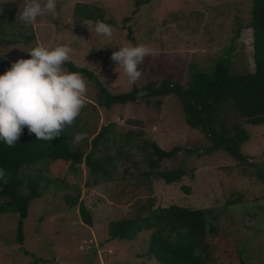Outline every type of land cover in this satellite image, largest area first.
Instances as JSON below:
<instances>
[{
  "label": "rangeland",
  "instance_id": "rangeland-1",
  "mask_svg": "<svg viewBox=\"0 0 264 264\" xmlns=\"http://www.w3.org/2000/svg\"><path fill=\"white\" fill-rule=\"evenodd\" d=\"M23 2L0 0V22L5 32L1 59L13 63L30 58L26 51L37 45L54 48L69 44L73 49L70 61L94 71L102 83L100 86L91 75L82 74L88 81L85 99L95 103L87 104L81 112V125L91 130L84 141L85 154L90 152L92 138L100 128L114 122L118 137L125 139L130 129L143 130L145 138L155 140L166 150L183 147L175 157L160 161L157 170L182 166L187 174L171 184L153 177L151 193L143 184L142 194L121 203L117 193L125 170L136 175L150 169L143 150L133 148L131 158L114 161L107 178L96 176L85 160L74 169L70 162H54L48 175L78 184L79 201L91 213L93 225L82 221L79 203L73 208L64 201V194L72 190L52 182L30 204L23 241L18 240L19 214L0 213V264H29L37 257L44 259L38 264H162L146 253L149 232L134 240L112 239L108 232L110 221L130 216L135 212L131 204L138 206L151 195L156 197L155 206L176 203L202 209L208 227L213 223L218 228L215 241L231 237L247 264H264V181L257 174V170L264 172V123L250 124L228 111L226 129L240 122L250 135L241 147L249 163H242L223 149L208 151L212 140L201 128L187 124L175 94L162 97L159 106L157 97L150 103L140 100L116 103L110 108L97 104L103 89L121 94L168 78L187 84L195 71L212 70L225 58L231 72L253 71V35L249 27L253 0H57L59 15L45 13L28 26L17 19ZM78 4L88 5L95 15L100 12L105 23L112 26L113 35H98L93 18L79 22ZM136 44L150 46L155 54L145 57L140 65L142 78L131 84L123 69L115 71L117 65L111 55L119 47ZM9 69L0 64V75ZM64 69L69 71L68 66ZM110 153L117 154V148ZM216 244L215 255L222 258L228 254L222 243Z\"/></svg>",
  "mask_w": 264,
  "mask_h": 264
},
{
  "label": "trees",
  "instance_id": "trees-1",
  "mask_svg": "<svg viewBox=\"0 0 264 264\" xmlns=\"http://www.w3.org/2000/svg\"><path fill=\"white\" fill-rule=\"evenodd\" d=\"M77 10L76 14L81 16L78 21L81 23L85 18L106 22L100 12L95 15V11L88 5L78 4ZM249 27L252 28L253 35L255 63L253 71L231 72L229 61L225 58L212 70L195 71L187 84L168 78L135 86L131 91L121 94L107 92L101 88L104 93L99 95L97 104L110 108L116 103L126 104L140 100L150 103L153 97H157L156 104L159 106L162 104V97L175 94L181 101L187 124L201 128L212 140V146L208 151L223 149L240 162L249 163L248 156L241 150L242 145L250 137L247 129L240 122L234 123L232 128L228 129L225 124L227 113L231 110L247 123L254 125L264 123V0H253ZM4 34L0 22V46L4 42ZM0 64L8 68L12 65L1 57ZM64 66H68L69 72L91 75V79L102 86L94 71L79 67L72 61L66 62ZM140 92L145 94L141 96ZM90 103L95 105L94 102L86 101V104ZM81 119L80 115L72 126L67 127L61 136L52 141L37 140L35 134H29L27 127L14 147L9 148L0 141V168L6 171L8 181L4 183L0 180V213L19 214L18 240H24V223L29 214L30 204L34 199L41 197L52 182L58 183L61 189L72 190L64 194V201L73 208L79 203L82 221L87 225H93L91 213L83 201H79L81 189L78 184L61 182L48 175L54 162H70V167L74 169L85 160L96 176L104 175L107 178L111 176L114 161L131 158L133 148L143 150L148 156L150 169L139 171L136 175L128 173V169L125 170L124 177L119 183L120 191L117 193L121 203H128L142 194L144 191H141L140 186L143 184L149 186L148 193H151L153 177L162 178L171 184L178 182L187 174V170L182 166L157 170L160 161L175 157L183 147L176 146L172 150H166L155 140L145 138L143 130L130 129L124 134L125 139L118 137L114 122L100 128L92 138L90 152L85 154L84 142L80 145L72 143L75 132H86V140L91 134V130L81 125ZM114 148H117V154L110 153ZM193 150L195 149L192 148ZM127 174L129 177H126ZM257 174L260 180L264 181V172L257 170ZM143 177H145L143 181H147L148 184L140 182ZM155 203L154 195L146 197L138 206L132 203L134 213L109 222L110 237L134 240L140 234L149 232L146 253L162 264H247L231 237L226 238L224 242L223 238L215 241L218 228L213 223L208 227L207 216L202 209H192L176 203L155 206ZM216 242L227 248L228 254L222 258L214 254ZM43 260L37 257L29 264H38Z\"/></svg>",
  "mask_w": 264,
  "mask_h": 264
},
{
  "label": "clouds",
  "instance_id": "clouds-1",
  "mask_svg": "<svg viewBox=\"0 0 264 264\" xmlns=\"http://www.w3.org/2000/svg\"><path fill=\"white\" fill-rule=\"evenodd\" d=\"M57 12V0H24L18 18L24 25H33L45 13ZM98 35L111 37L112 26L97 21ZM28 59H19L0 75V141L14 147L24 128L37 140L52 141L74 124L87 106V78L79 72L65 71L64 65L73 52L69 44L54 48L37 45L26 51ZM155 50L146 44L119 47L111 60L123 69L131 84L142 78L140 65ZM159 87V85H157ZM140 92L139 95H144ZM87 139L86 132H75L72 143L80 145ZM7 173L0 168V180L7 183Z\"/></svg>",
  "mask_w": 264,
  "mask_h": 264
}]
</instances>
